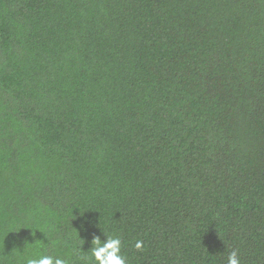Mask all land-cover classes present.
<instances>
[{"label": "trees", "instance_id": "1", "mask_svg": "<svg viewBox=\"0 0 264 264\" xmlns=\"http://www.w3.org/2000/svg\"><path fill=\"white\" fill-rule=\"evenodd\" d=\"M102 232L264 264V0H0V264Z\"/></svg>", "mask_w": 264, "mask_h": 264}, {"label": "clouds", "instance_id": "2", "mask_svg": "<svg viewBox=\"0 0 264 264\" xmlns=\"http://www.w3.org/2000/svg\"><path fill=\"white\" fill-rule=\"evenodd\" d=\"M77 232V231H76ZM9 233H14L10 231ZM103 233V232H102ZM105 236V234L103 233ZM82 240V239H81ZM84 242V241H83ZM135 249L141 250L143 241H136ZM123 245L119 237L105 236L102 242L98 236L91 240L90 256L94 264H127L126 256L122 253ZM239 250H233L227 256V264H241ZM25 264H69L66 258L35 254L25 259Z\"/></svg>", "mask_w": 264, "mask_h": 264}]
</instances>
